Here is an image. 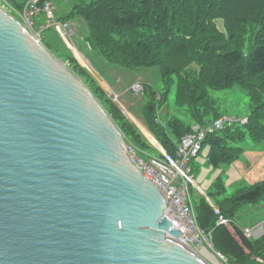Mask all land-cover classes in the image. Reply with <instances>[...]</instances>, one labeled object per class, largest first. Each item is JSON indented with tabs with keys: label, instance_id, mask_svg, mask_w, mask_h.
Returning <instances> with one entry per match:
<instances>
[{
	"label": "water",
	"instance_id": "water-1",
	"mask_svg": "<svg viewBox=\"0 0 264 264\" xmlns=\"http://www.w3.org/2000/svg\"><path fill=\"white\" fill-rule=\"evenodd\" d=\"M85 84L0 6V264H211Z\"/></svg>",
	"mask_w": 264,
	"mask_h": 264
},
{
	"label": "trees",
	"instance_id": "trees-1",
	"mask_svg": "<svg viewBox=\"0 0 264 264\" xmlns=\"http://www.w3.org/2000/svg\"><path fill=\"white\" fill-rule=\"evenodd\" d=\"M84 2L79 9L75 8L76 10L68 15L57 17V20L66 22L84 18L89 28L87 42L112 64L129 70L160 66L165 92L151 89L147 85L144 90V96L152 98L144 106V120L148 127H151L152 118L158 116L157 106L165 104L174 81L177 83V103L186 106L193 120L201 125L223 116L219 113L211 120L204 119L202 107L197 108L195 105L201 96L202 100L206 99L204 94L198 96L202 90L213 89L217 92L229 90L235 85L245 87L250 84L254 86L248 87L251 102L260 97L259 92L262 93L260 88L264 85V38L259 36L261 38H258V41L256 39L252 46L247 47L249 43L247 26L252 22L251 18L255 20L254 15L246 11L245 15H232L233 24L236 26L241 24L244 30L230 29L231 36L227 41L214 24V20L219 17L227 20L229 18L230 13L225 8L228 7L225 0H205V3L204 0H84ZM212 2L218 3V10L212 6ZM45 22L46 20L42 21L43 24ZM238 37L241 40H238ZM215 44H219V49L214 50ZM187 55L196 57V61L202 66L201 75L196 80L191 77L185 80L182 78L181 68L187 63V60H183ZM68 57L72 62H76L71 55ZM253 78H263L262 86ZM149 131L153 132L151 129ZM190 132L191 126L187 127L183 136ZM236 132L238 136H234ZM244 132H247L257 145L264 144V116L258 110H251L246 124L239 123L208 136L203 143V147L206 143L210 144L208 163L220 166L238 160L243 149L231 148L228 143L230 140L244 141L246 137ZM183 136L174 137L167 132L159 141L170 155L175 156L177 144ZM175 138L178 139L175 141ZM223 149L227 150L225 153L229 157L225 158L226 155L222 154ZM217 187L222 189L220 193L224 192L222 183L219 182ZM263 200L264 181L252 187L236 190L231 198L219 203L220 206L217 208L220 215L230 220L231 225L235 226L234 229L244 237V248L249 250L250 264H257L254 258L264 259V236L259 239H248L237 227L235 213L244 205L257 204ZM228 205L232 206V214L227 216L224 208ZM194 210L198 225L213 242L214 233L221 231L227 235L228 229L225 225L219 224L220 215L205 199L196 202ZM212 216L215 218V225L210 229L206 225L210 223ZM248 260L246 259V262Z\"/></svg>",
	"mask_w": 264,
	"mask_h": 264
},
{
	"label": "rangeland",
	"instance_id": "rangeland-1",
	"mask_svg": "<svg viewBox=\"0 0 264 264\" xmlns=\"http://www.w3.org/2000/svg\"><path fill=\"white\" fill-rule=\"evenodd\" d=\"M34 1L0 0V6L9 15L17 19L25 28H28L31 26L27 22V11L34 4ZM84 4V0H39L37 6L42 9L49 6L50 11L43 10L38 15L36 18L37 21L33 26L35 27L34 30H39L36 27H42V29L45 27L44 32L41 33L42 37L40 41H42L54 57L85 84L100 102L123 135L125 145L128 148L136 150L142 158H162L163 152L161 149L165 152L167 151L163 148L159 140L165 133L169 132L174 137H180L185 134L187 127L191 126L192 129V127L201 124L193 120L186 106H181L177 103V83L174 81L165 104L157 106L156 115L158 113V116L152 118L151 127H148L144 120V106L152 98L148 97V95H134L132 93V87L137 82H142L144 86L147 85L151 89L164 93V83L160 66L141 67L137 70H129L110 63L99 51L93 49L90 43L87 42L86 38L89 35V28L86 20L82 17L71 21L76 29V35L73 41L64 38L62 33L57 29L48 26L51 21H59L57 17L68 15ZM225 4L228 6L225 7L226 10L230 13L228 14V20L222 17L214 20V24L218 28L219 33L223 35L222 37L227 38L226 40L228 41L231 36L230 29L244 30L241 24H237L236 26L231 19L234 14L245 15L246 11L250 15L255 16V20L251 18L252 22L247 26L249 27L247 30V39L249 41L247 47L252 46L256 42V39L258 41V38H264V0H225ZM212 6L216 9L219 5L218 3H213ZM44 20L46 22L43 24L42 21ZM28 31L31 34L34 33L33 31ZM238 40H241L240 37H238ZM218 45L215 44L214 50L219 49ZM68 55L74 57L76 62H72ZM183 60H187L185 67L181 68L183 80L188 77L196 80L201 75L202 66L196 61V57L193 58L190 55L185 56ZM117 79L121 81L118 86L115 84ZM253 80L258 82L259 85L263 83V78H253ZM106 82L109 85H113L114 88L116 86L115 91L118 93L117 95ZM249 85L245 87L243 85H235L229 90L217 92L213 89L208 91L200 90L201 92L198 96L204 94L206 99L202 100L203 96H201L195 105H197V108L202 107L201 112L206 120H211L220 113L223 116L226 115L239 121H248V116L253 109L258 110L264 116V85H261L262 87L260 89H262V93L261 91L259 92L260 97L252 102L249 97ZM250 87L254 88L251 85ZM166 89H168L167 86ZM125 91L126 93L122 94ZM136 121L140 122L141 125H138L139 123ZM149 128L153 131V134L149 131ZM148 133L151 134H149L150 138L146 137ZM244 133L246 134L244 141L230 140L228 143V146L231 148L243 149L240 158L235 162L221 164L220 166L210 165L207 161V156L210 153L209 143L204 145L201 153L197 157L189 161L187 166L191 168L197 184L190 191L193 205L205 199L207 204L213 208H219V203H223L225 199L231 198L236 190L252 187L264 181V144L257 145L247 132ZM238 135L237 132L234 134V136ZM177 139L175 138L174 140L176 141ZM225 151L227 150L223 149L222 154L226 155L225 158H227L229 155ZM219 182L223 184V193H220L222 189H218L217 187ZM224 212L227 216L232 214V206L228 205L224 208ZM235 216V223L238 228L244 233L253 232L264 223V200L257 204L244 205L241 210L239 209L235 213ZM214 225L215 218L212 216L210 223L206 226L213 229ZM225 227L228 229L227 235L225 236L221 231H218L216 234L214 233L213 237L215 241L213 242L210 238L212 246L207 247L204 253L199 251V254L211 264H248L249 250L244 248V237L239 235L237 229H234L235 226L225 225ZM206 252L211 254L213 259L208 257ZM246 259L248 262H246ZM254 259L257 261V264H264V259Z\"/></svg>",
	"mask_w": 264,
	"mask_h": 264
},
{
	"label": "built area",
	"instance_id": "built-area-1",
	"mask_svg": "<svg viewBox=\"0 0 264 264\" xmlns=\"http://www.w3.org/2000/svg\"><path fill=\"white\" fill-rule=\"evenodd\" d=\"M39 0H35L27 11V22L31 27L27 30L33 31L32 34L36 39L41 40V33L45 27H33L37 21L38 15L43 10H49L50 7L42 9L38 7ZM52 18V17H50ZM48 26L57 29L64 38L73 41L76 35V29L71 21L59 22L51 21ZM46 26V27H48ZM144 83L137 82L132 87V93L136 96L144 95ZM160 99V96H158ZM247 120L239 121L229 116H222L215 121L206 125H197L192 127L191 132L182 138L177 144L176 155H170L163 152L162 158L149 157L142 158L136 150L127 147V152L130 155L137 169L145 178L151 181L164 195L167 202L165 216L173 223V226L181 232L180 242L191 248L198 255L199 251L203 253L207 247L212 246L210 236L198 225L194 205L190 197L192 187L197 186L195 177L188 163L192 158L197 157L202 149L203 143L208 136L213 135L227 127H232L236 124H244ZM216 213L220 215V211L215 208ZM231 221L223 218L220 215L219 224L230 225ZM246 235L251 239H259L264 236V223L253 232H247ZM209 245V246H208Z\"/></svg>",
	"mask_w": 264,
	"mask_h": 264
},
{
	"label": "crops",
	"instance_id": "crops-1",
	"mask_svg": "<svg viewBox=\"0 0 264 264\" xmlns=\"http://www.w3.org/2000/svg\"><path fill=\"white\" fill-rule=\"evenodd\" d=\"M120 82H121L120 79H117L116 82H115L116 86H118ZM106 83H107V82H106ZM107 85H108L109 87H111L113 91H115L116 86H115V88H114L113 85H109L108 83H107ZM115 93H116V95L118 94L116 91H115ZM124 93H126V91H125V92H122V94H124ZM121 104H122V103H121ZM122 106H124V105H122ZM136 122L139 123L138 125H141L140 122H138V121H136ZM149 134H150V133H148L146 137H149V138H150V135H151V134H150V135H149ZM230 225H231V223H230ZM245 235H246V233H245ZM246 237H248V236L246 235ZM250 239H251V238H250Z\"/></svg>",
	"mask_w": 264,
	"mask_h": 264
},
{
	"label": "bare ground",
	"instance_id": "bare-ground-1",
	"mask_svg": "<svg viewBox=\"0 0 264 264\" xmlns=\"http://www.w3.org/2000/svg\"><path fill=\"white\" fill-rule=\"evenodd\" d=\"M206 254H207L208 257H210L211 259H213V257H212L211 254H209L208 252H206ZM212 261H214V260H212ZM214 262H215V261H214Z\"/></svg>",
	"mask_w": 264,
	"mask_h": 264
}]
</instances>
